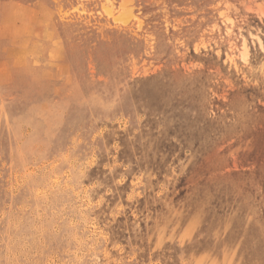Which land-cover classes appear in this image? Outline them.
Here are the masks:
<instances>
[{"label": "rangeland", "instance_id": "obj_1", "mask_svg": "<svg viewBox=\"0 0 264 264\" xmlns=\"http://www.w3.org/2000/svg\"><path fill=\"white\" fill-rule=\"evenodd\" d=\"M122 2L0 0V264H264V0Z\"/></svg>", "mask_w": 264, "mask_h": 264}, {"label": "bare ground", "instance_id": "obj_2", "mask_svg": "<svg viewBox=\"0 0 264 264\" xmlns=\"http://www.w3.org/2000/svg\"><path fill=\"white\" fill-rule=\"evenodd\" d=\"M127 3V0H123L122 5H125ZM106 9L108 11L109 14H112V8L110 6H106ZM127 9H124L123 11H121L118 15H115V19H119V20H127L128 13L126 11Z\"/></svg>", "mask_w": 264, "mask_h": 264}]
</instances>
